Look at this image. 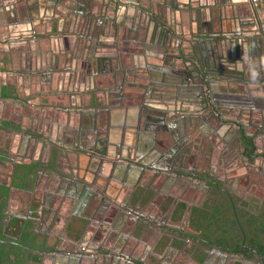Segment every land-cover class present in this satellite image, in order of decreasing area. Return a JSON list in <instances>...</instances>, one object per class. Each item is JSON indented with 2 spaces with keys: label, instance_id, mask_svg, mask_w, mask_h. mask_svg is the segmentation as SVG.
<instances>
[{
  "label": "crops",
  "instance_id": "0c3cea01",
  "mask_svg": "<svg viewBox=\"0 0 264 264\" xmlns=\"http://www.w3.org/2000/svg\"><path fill=\"white\" fill-rule=\"evenodd\" d=\"M166 52L172 67L199 63L248 92L250 118L264 119V0H0V209L28 234L27 264H94L65 252L81 245L105 264L235 263L180 236L206 187L159 158L190 120L184 101H146L165 81L145 65ZM262 127L251 129L260 154ZM252 162L234 183L261 202L264 160ZM35 248L47 250L39 262Z\"/></svg>",
  "mask_w": 264,
  "mask_h": 264
},
{
  "label": "flooded vegetation",
  "instance_id": "af4514ba",
  "mask_svg": "<svg viewBox=\"0 0 264 264\" xmlns=\"http://www.w3.org/2000/svg\"><path fill=\"white\" fill-rule=\"evenodd\" d=\"M150 18H153L152 14H150ZM100 23L102 24V28L108 25L103 19ZM152 34V37H154L157 34V30H152ZM164 39L163 37L159 41V47L156 48L162 52L165 49ZM167 56H169L167 52L166 54L161 53L157 57L158 62H155L157 65L147 60L150 63L145 66H156L157 69L161 70L163 74L160 73V78L165 83L156 84V86H152L151 90H145L146 101L151 103V99L149 100V98L152 91L157 92L159 96L166 95L167 97H171L174 103L184 101L188 105L190 120L179 119L180 133L183 136L187 135V137L184 139L177 136L175 142L168 144L169 152L165 153L163 157L159 155V158L165 162L166 167L170 163L169 168L177 171L178 175L190 176L195 180L200 179L205 182L206 187L204 200L199 205L197 203L195 205L202 210V218L199 224L203 230L200 231L198 229L197 232L193 233L189 227L186 231H181L180 236L184 238L191 237L189 239H192L193 244L203 247L210 254L214 252L221 254L231 252L230 254L236 257L234 264H263L258 256L259 251L257 248L251 247L250 252L253 253V256H247L238 251L228 250V247L223 242L217 241L216 237H220V233L223 231V216L227 212L224 210L226 206L228 208L225 209L231 211L233 215L237 214L236 222L238 229H240L239 227L244 222L240 217L241 214L251 212L256 215L258 211L262 213L264 200L257 202L256 198L242 199V194L240 195L236 186L237 184L234 182L236 180L238 182L239 178L241 179L242 177L243 179V177L249 174L246 166L253 164V159L259 156L260 159L264 160V154L257 153L259 146L256 142V134L254 135L251 130L253 127L256 129L257 127L259 129L263 128L264 119L257 120V124L252 119L254 117L252 116L254 106L248 92L238 96L233 95L230 91L223 89L220 81L223 78L215 71L204 69V67L201 68L199 63H193L187 67H172L167 62ZM174 57L175 59L177 58L176 55ZM182 58L184 61H188L185 57ZM241 101L244 104L242 110L238 108L232 109L233 106L239 104ZM224 102H227L226 106L223 105ZM163 108L162 112L165 114L164 112L168 108L167 106ZM146 109L149 110H145L147 114L153 110ZM235 110H238V112H234ZM173 111L175 112V110ZM162 127L164 126L161 125L160 128ZM197 134H200L201 138ZM195 143L200 144L204 148V152L197 153L196 155L195 153L187 155V149ZM186 146L187 148L184 150ZM180 150H183V152L178 155ZM215 154H217L218 166L223 164L222 169L213 164ZM199 155L203 157L208 155L207 160L203 162ZM191 161L195 162V164L191 165ZM199 161L204 163V165H200ZM229 164L232 165L228 166ZM240 167H242L241 174H239V171H241ZM251 186L252 184L250 183V188ZM246 190L249 191V189ZM247 206H250V208H246ZM193 210L194 208H192V212ZM6 217L8 218L7 213H4L0 220V227H3L0 231V241L5 245V250L9 252V256L14 261V264H27V254L33 249L27 244L29 243L27 240L28 234L26 231H23L24 227L22 225L15 233H12L11 231L15 226ZM38 249L36 250L39 251ZM46 251L44 250V252ZM65 252L73 256L77 254L81 258L91 259L94 261V264H105L100 261L101 258H104V255L100 257L98 251L84 245H81L77 251L76 249L66 247ZM120 257L127 259L129 262L132 261L129 257ZM37 258L38 261L41 260L39 254H37Z\"/></svg>",
  "mask_w": 264,
  "mask_h": 264
},
{
  "label": "trees",
  "instance_id": "16d2710c",
  "mask_svg": "<svg viewBox=\"0 0 264 264\" xmlns=\"http://www.w3.org/2000/svg\"><path fill=\"white\" fill-rule=\"evenodd\" d=\"M2 206V205H1ZM225 208H228L226 206ZM224 213V227L223 231L220 233V237H216V240L223 242L225 246L228 247V250L234 252H240L246 254L247 256H253V253L250 252V248L254 247L257 250L264 254V203L262 205V213L259 211L256 212V215L251 212H245L241 214L240 217L243 219V224L237 227V214L233 215L231 211ZM246 208H250L247 206ZM3 208L0 209V220L3 217L2 214ZM202 210L200 208H194L193 215L190 220L191 229H200V220L202 218ZM235 214V213H234ZM0 264H14V261L10 258L9 252L5 250V245L0 241Z\"/></svg>",
  "mask_w": 264,
  "mask_h": 264
},
{
  "label": "water",
  "instance_id": "95a60500",
  "mask_svg": "<svg viewBox=\"0 0 264 264\" xmlns=\"http://www.w3.org/2000/svg\"><path fill=\"white\" fill-rule=\"evenodd\" d=\"M253 106L255 107V105H253ZM234 108H238V109H241V110L243 109V107L240 106V105H235V106L232 107V109H234ZM253 109H255V108H253ZM257 111H259V113H262V110L260 108H257ZM167 152H169V150L162 151V153H160V156L163 157L165 155V153H167ZM30 218L31 219H35L33 216H30ZM6 219H7V217H6ZM38 250H39V255H40L41 259H42L44 250H40V249H38ZM258 256H259V258L262 260V262L264 264V255H262L261 253L258 252ZM36 262H39V261L37 260Z\"/></svg>",
  "mask_w": 264,
  "mask_h": 264
},
{
  "label": "rangeland",
  "instance_id": "374dc122",
  "mask_svg": "<svg viewBox=\"0 0 264 264\" xmlns=\"http://www.w3.org/2000/svg\"><path fill=\"white\" fill-rule=\"evenodd\" d=\"M261 178H263V177H258L257 179H260L259 181H262ZM246 182H247V180H246ZM245 187H247V185L243 186V187H242V190H244ZM257 193H259L260 195H261V194H262V195L264 194V189H263V187H261V184H260V183H258V185H257ZM262 195H261V196H262ZM258 202H259V201H258Z\"/></svg>",
  "mask_w": 264,
  "mask_h": 264
},
{
  "label": "built area",
  "instance_id": "2783aa9c",
  "mask_svg": "<svg viewBox=\"0 0 264 264\" xmlns=\"http://www.w3.org/2000/svg\"><path fill=\"white\" fill-rule=\"evenodd\" d=\"M255 6H258L263 0H252Z\"/></svg>",
  "mask_w": 264,
  "mask_h": 264
}]
</instances>
